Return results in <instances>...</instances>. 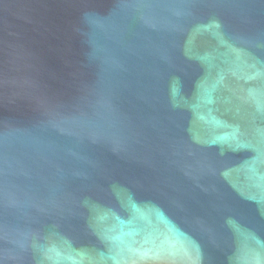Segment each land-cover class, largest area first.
Listing matches in <instances>:
<instances>
[{
    "label": "water",
    "instance_id": "obj_1",
    "mask_svg": "<svg viewBox=\"0 0 264 264\" xmlns=\"http://www.w3.org/2000/svg\"><path fill=\"white\" fill-rule=\"evenodd\" d=\"M0 264H264V0H0Z\"/></svg>",
    "mask_w": 264,
    "mask_h": 264
}]
</instances>
